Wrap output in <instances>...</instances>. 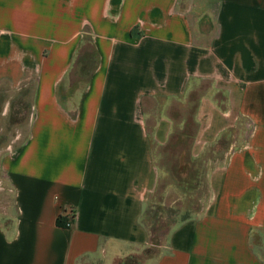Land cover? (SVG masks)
I'll return each instance as SVG.
<instances>
[{"label":"crops","instance_id":"obj_1","mask_svg":"<svg viewBox=\"0 0 264 264\" xmlns=\"http://www.w3.org/2000/svg\"><path fill=\"white\" fill-rule=\"evenodd\" d=\"M0 85L31 93L26 135L0 161L16 211L0 264L145 246L144 210L178 186L157 164L181 129L168 105L193 93L189 157L210 198L154 264H264V0H0Z\"/></svg>","mask_w":264,"mask_h":264},{"label":"rangeland","instance_id":"obj_2","mask_svg":"<svg viewBox=\"0 0 264 264\" xmlns=\"http://www.w3.org/2000/svg\"><path fill=\"white\" fill-rule=\"evenodd\" d=\"M204 21L207 23L208 28L210 22L208 19H204ZM30 94L25 93V90L8 93V90L3 85H0V161L9 150L13 151L26 135V126L29 123L31 114ZM198 94L194 93L193 102L190 101V97L170 100V105L168 106L171 108L168 110V114L176 118V123H181V129L176 130L172 137L178 136L185 130V118L187 117L188 120L187 113L189 108L191 109L195 106ZM146 104L148 106L150 102H146ZM165 112L169 116L167 111ZM192 122L195 125L194 117ZM241 134L243 136L242 132ZM230 136L229 134L228 137ZM16 137L18 140L14 141ZM226 148V146L222 145L216 147L221 155ZM174 150L175 153L179 150L180 155L172 156L168 154H172V152H168L161 155L160 162H158V159H156V162H158L159 167L162 166L160 185L163 183L166 185L169 183L175 186L178 185L176 189L172 188L175 191L170 195V198L175 199V202L171 203V205L165 204L163 206L150 204L145 209L148 212L143 220L147 229L146 233L150 235V240L154 237L156 238V232L154 233L153 229L155 231L159 230V246H152L149 241L145 246L133 248L129 250L125 257L117 258L112 262L102 259L100 255H96L91 259V264H154L167 251L166 236H162V234L166 232L168 225H172L174 221L179 220L183 215L189 218H198L201 215L206 202L210 198L208 180L200 177L198 170H201L197 163L194 165L186 163L184 147H175ZM215 164H217V161H211L209 166ZM203 167L208 168L204 163ZM5 179L6 177L0 165V226L11 225L16 213L14 193ZM260 254L264 257L263 249L262 251L260 250Z\"/></svg>","mask_w":264,"mask_h":264},{"label":"trees","instance_id":"obj_3","mask_svg":"<svg viewBox=\"0 0 264 264\" xmlns=\"http://www.w3.org/2000/svg\"><path fill=\"white\" fill-rule=\"evenodd\" d=\"M193 97H195L194 93L189 98L190 101H192V102H193ZM197 100H198V98L196 99L195 106L192 107L191 109L189 108V111L187 113L188 114V120H187V117L185 118V122H186L185 130L183 132H181L178 136L173 137L172 140L170 141V143L167 144L164 148H162V155L163 154H166L168 152H172V154L171 153H168V154H170L172 156L173 155H180V151L178 150L177 153H175L174 152L175 151L174 149H175V147H177V148L184 147V149H185L184 152H185V157H186V159H185L186 160V163H189V164L194 165V163L191 162L190 157H189V146L188 145H189L190 138L192 137V133L194 132L195 125H193L192 119H193L194 111L196 109ZM171 158H173V157H171ZM172 160H174V159H172ZM70 212L73 213L72 211H70ZM147 212L148 211H145L144 210V212L142 214L141 221H140V223L145 228V230H147V229H146V227L144 225L143 220H144ZM188 219H190L188 216H184L183 215L179 220L174 221L172 223V225L169 224L168 225V228L166 229V232L162 234V236H166V241H167L168 236L171 233V231L174 228H176L178 225H180L181 223H183L184 221H186ZM68 221H69V219L67 218L66 215H64V216L60 215V216H58L56 223H57L58 226L66 228L65 225H66V223ZM70 221H71V219H70ZM153 232L154 233L156 232L155 233L156 234V238L154 237V238H152V240H150V235L147 234V236H148V243L150 241V244L152 246H159V244H160V241H159L160 240V236H159L160 234H158L159 233V230H156L155 231L153 229ZM262 259L264 260V257H262Z\"/></svg>","mask_w":264,"mask_h":264},{"label":"built area","instance_id":"obj_4","mask_svg":"<svg viewBox=\"0 0 264 264\" xmlns=\"http://www.w3.org/2000/svg\"><path fill=\"white\" fill-rule=\"evenodd\" d=\"M71 214H72V213H71ZM61 215L64 216V215H66V213L63 212ZM70 226H71V221H70V219H69V221L66 223L65 227H66V228H69Z\"/></svg>","mask_w":264,"mask_h":264}]
</instances>
